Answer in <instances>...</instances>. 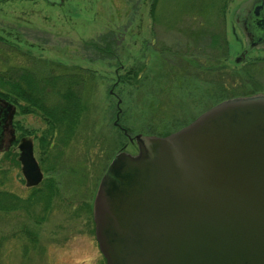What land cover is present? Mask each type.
I'll return each instance as SVG.
<instances>
[{"label": "rangeland", "instance_id": "rangeland-1", "mask_svg": "<svg viewBox=\"0 0 264 264\" xmlns=\"http://www.w3.org/2000/svg\"><path fill=\"white\" fill-rule=\"evenodd\" d=\"M154 1H0V92H16L11 83L22 78L36 82L33 98L45 112L17 87L12 125L17 139L32 140L39 184L50 189L40 197L26 184L20 139L0 149V191L14 199L0 208V264H105L93 204L114 156L138 152L128 137L165 136L221 101L264 94V45L248 48L235 21L252 0L226 5L225 56L209 38L196 40L199 18L175 11L180 0L170 4L171 16L167 0L164 11ZM71 73L79 104L54 131L56 89L67 87Z\"/></svg>", "mask_w": 264, "mask_h": 264}, {"label": "water", "instance_id": "water-1", "mask_svg": "<svg viewBox=\"0 0 264 264\" xmlns=\"http://www.w3.org/2000/svg\"><path fill=\"white\" fill-rule=\"evenodd\" d=\"M235 21L248 48L264 45V0ZM14 113L0 97V149L5 136L7 148L15 140ZM128 138L138 152L114 156L93 204L105 264H264V94L221 101L165 136ZM18 147L36 186L32 140Z\"/></svg>", "mask_w": 264, "mask_h": 264}, {"label": "trees", "instance_id": "trees-1", "mask_svg": "<svg viewBox=\"0 0 264 264\" xmlns=\"http://www.w3.org/2000/svg\"><path fill=\"white\" fill-rule=\"evenodd\" d=\"M164 1L165 0H156L153 2L152 7H160V10L164 11V6L161 5V3ZM167 1L168 3L165 6L164 12L169 13L170 15V4L174 3L173 1L175 0ZM228 1L229 0H180V8H177V6L175 7V11H177L176 9H178V11H182V13L180 12V14L199 18V20L196 21L197 29L195 32L199 35L196 40L199 43H205L207 41L206 38H209V46L214 49V51L218 52L217 55L224 54V56L226 55L224 47H227V42L223 37V32L221 31V29H223L222 24L224 23L225 18L224 12ZM151 12L154 13V11ZM153 17H155V15ZM257 61H255L253 64H256ZM74 76L75 75L73 73L70 74V78L67 81V87L56 89L58 94H60L58 98H61L62 101L59 103H53L56 108L53 110L55 118L54 120H51V128H54V131H56V127H59L62 123L60 122V117L63 116L65 118L67 115L70 116L71 119L74 115L75 105L77 106L79 104L78 101H73L74 95H79L77 92L73 91V86H71L70 83L73 78H76ZM78 82L80 81L78 80ZM11 87L14 88L16 92H13V90H11V92H0V94L9 101L17 103V87L22 88L23 94H27L29 89L32 96H29L28 98L26 95H24V97L29 101L30 106H32L33 109L38 108L45 112V109H43L42 106L35 101L36 98H33V96L39 98L38 96L33 95L32 91V87H36V82L28 79H24L23 81L22 78V84L19 85L17 84V81H15L11 83ZM37 90L39 92H43V90H47V87L43 89L39 88ZM73 126L74 123L70 122L68 124V130H72ZM54 131L52 132V134L54 133ZM34 189L37 190L40 197L44 196L46 192L50 191L49 187L44 188L41 184L35 186ZM13 200V195L10 192L0 191V208H9L7 206V202H13Z\"/></svg>", "mask_w": 264, "mask_h": 264}, {"label": "flooded vegetation", "instance_id": "flooded-vegetation-1", "mask_svg": "<svg viewBox=\"0 0 264 264\" xmlns=\"http://www.w3.org/2000/svg\"><path fill=\"white\" fill-rule=\"evenodd\" d=\"M20 80H21V78H20ZM1 98H3L2 96H0ZM4 99V98H3ZM10 102V101H9ZM12 103V102H11ZM12 128H13V125L11 126ZM15 133V132H14ZM16 136H15V140L13 141V143L16 141ZM20 139V138H19ZM19 139H17V140H19ZM7 140V136H5L4 137V142L2 143V147L4 148L6 145H5V141ZM12 143V144H13ZM19 144V143H18ZM6 148V147H5ZM39 185V184H38ZM37 186V185H36Z\"/></svg>", "mask_w": 264, "mask_h": 264}]
</instances>
